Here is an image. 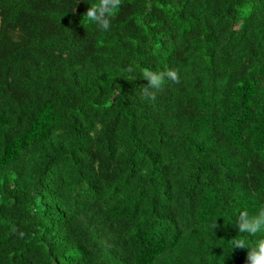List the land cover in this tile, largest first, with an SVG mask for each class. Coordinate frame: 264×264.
Masks as SVG:
<instances>
[{
	"label": "trees",
	"instance_id": "16d2710c",
	"mask_svg": "<svg viewBox=\"0 0 264 264\" xmlns=\"http://www.w3.org/2000/svg\"><path fill=\"white\" fill-rule=\"evenodd\" d=\"M91 2L0 0V264H247L264 0H120L106 32ZM145 69L179 79L148 100Z\"/></svg>",
	"mask_w": 264,
	"mask_h": 264
},
{
	"label": "clouds",
	"instance_id": "9594fccd",
	"mask_svg": "<svg viewBox=\"0 0 264 264\" xmlns=\"http://www.w3.org/2000/svg\"><path fill=\"white\" fill-rule=\"evenodd\" d=\"M119 5L120 0H93L89 3L83 19L86 23L95 25L98 30L109 31ZM126 72L130 81L136 79L134 65H130ZM142 77L148 82L147 86L141 87L144 98L155 100L157 93L164 87L166 79L176 81L179 79V74L174 69L167 71L145 69ZM235 224L238 226V233L242 235L230 239L231 250L234 247L246 248L247 264H264V209L255 214L249 213L246 209L240 210L235 216ZM215 226L216 220L212 225V231Z\"/></svg>",
	"mask_w": 264,
	"mask_h": 264
}]
</instances>
